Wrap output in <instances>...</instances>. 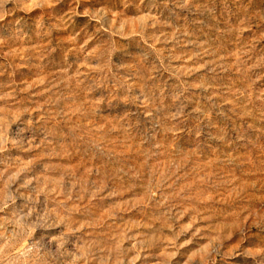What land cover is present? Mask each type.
Returning <instances> with one entry per match:
<instances>
[{"label": "rangeland", "instance_id": "obj_1", "mask_svg": "<svg viewBox=\"0 0 264 264\" xmlns=\"http://www.w3.org/2000/svg\"><path fill=\"white\" fill-rule=\"evenodd\" d=\"M0 264H264V0H0Z\"/></svg>", "mask_w": 264, "mask_h": 264}]
</instances>
